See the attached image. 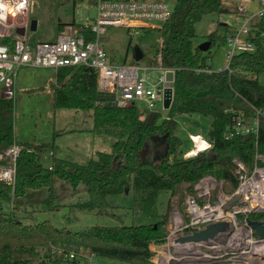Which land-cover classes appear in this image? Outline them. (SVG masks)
Segmentation results:
<instances>
[{
    "label": "trees",
    "instance_id": "1",
    "mask_svg": "<svg viewBox=\"0 0 264 264\" xmlns=\"http://www.w3.org/2000/svg\"><path fill=\"white\" fill-rule=\"evenodd\" d=\"M84 0H73L77 6ZM225 0H176L172 16L157 29L163 44L157 50L165 68L175 70L173 101L169 118L152 122L134 105L119 107L114 95L99 90L94 68L78 65L56 69L53 102L56 108L91 110L95 133L115 138L111 152L98 151L95 158L80 164L53 156L49 165L41 161L54 142L20 143L15 185L0 181V205L23 196L29 190L47 189L52 200L56 197L57 179L68 182L74 191L84 184L87 201L71 205L81 210H108L111 194L132 191L131 210L152 219L147 224L92 225L82 231L57 227L50 220L25 223L14 213H0V264H68L66 253L81 247L95 256L126 261L129 264H156L151 244L166 242L170 200L182 197L204 175L223 180V190L231 193L238 185L235 160L253 168L257 154H264V85L258 76L264 72V18L258 24L254 38L256 50L237 54L228 69L207 72L211 66V48L219 37L208 35L207 51L195 47V25L212 12H228ZM75 23V22H72ZM66 24L59 25V32ZM148 31V30H147ZM89 39L94 34L88 33ZM52 40V39H50ZM14 99L0 94V165L2 157L14 143ZM257 110L260 111L259 115ZM238 112L247 119L259 117L257 133H236ZM199 114L211 117L208 140L212 146L183 156V141L176 133V116ZM54 141V140H53ZM166 142V153L155 155L158 143ZM114 162V164H113ZM113 164V165H112ZM51 165V168L49 167ZM189 185V186H188ZM160 191L170 194L166 211L158 210ZM127 193V192H126ZM250 219L264 220L263 212L250 214Z\"/></svg>",
    "mask_w": 264,
    "mask_h": 264
},
{
    "label": "built area",
    "instance_id": "2",
    "mask_svg": "<svg viewBox=\"0 0 264 264\" xmlns=\"http://www.w3.org/2000/svg\"><path fill=\"white\" fill-rule=\"evenodd\" d=\"M89 1L94 4L96 13L93 17L87 16L86 23L76 29L73 23L66 24L55 39L32 41L28 30H31V11L35 0H0V94L13 96L16 78L22 68L58 69L84 65L96 70L99 90L113 94L119 107L134 105L139 108L143 105V110H139L146 115L169 111L170 108L165 107V92L168 87L173 88L174 79L169 82L167 72L173 71L175 77V70L162 65L160 54L147 64L116 62L100 43V37L109 27H126L137 35L143 29L157 28V22L163 23L172 16L175 5L172 6L168 0ZM225 2L231 7L228 12H221L220 22L227 29L226 69L232 72L230 63L234 56L256 50L255 31L264 18V0ZM226 14L230 15V21L224 18ZM21 28L24 33L19 32ZM86 30L94 34V39H89ZM260 37L264 39V32L260 33ZM201 70L214 71L211 66ZM258 130V116L247 119L243 112H238L234 125L236 133H257ZM195 136L207 144L200 147L198 140L192 137L194 148L199 151L211 148L209 140L199 134ZM22 149L20 143H14L5 151L2 157L7 159L8 164L0 165V181L15 185L17 158ZM196 149L187 150L184 157L195 154ZM235 164L239 182L231 193L223 190V180L211 174L204 175L184 189L183 209H174L168 218L167 245L159 247L153 243V261L156 264H170L172 259L175 263L184 264H264L261 247L253 245L263 240L245 239V235L252 233L250 214L264 211V154L256 155L251 169L239 160H235ZM237 196L238 200H234ZM217 221L229 222V230L207 241H175L178 236ZM246 227L250 230L247 231ZM66 257L68 264H93L95 254L81 247L67 252Z\"/></svg>",
    "mask_w": 264,
    "mask_h": 264
},
{
    "label": "rangeland",
    "instance_id": "3",
    "mask_svg": "<svg viewBox=\"0 0 264 264\" xmlns=\"http://www.w3.org/2000/svg\"><path fill=\"white\" fill-rule=\"evenodd\" d=\"M172 6L176 0H168ZM35 5L31 11V18L38 20L36 31L28 30V36L32 41H45L55 39L59 33L61 23H73L74 28L87 22V16L93 17L96 13L94 4L89 0H84L77 6L73 0H35ZM221 13L212 12L205 14L195 25L196 37L195 47L207 40L212 32L217 36H224L227 29L222 25ZM230 21V15L224 17ZM158 26L162 23L157 22ZM148 30V31H146ZM140 34H134L126 27H109L101 35L100 43L107 50L109 55L116 62H129L147 64L157 56V50L161 48L163 41L158 29H143ZM139 47L143 52L140 60L134 58V50ZM211 67L214 71L224 69L228 63L227 46L219 37L216 44L211 48ZM54 75L52 68H22L16 78L14 86V128L15 137L18 140L35 144L43 142H54L55 155L66 160L86 164L91 158L96 157L98 151L111 152L115 138L108 135H99L98 139L91 141L89 130L93 120L91 110H76L69 108H56L53 96L50 93L51 84L48 79ZM258 79L264 85V72L260 73ZM145 106L140 105L143 110ZM169 114L168 110H161L158 123ZM178 122L176 133L183 141V153L189 150L194 144L190 134L202 135L208 140V133L211 126V117L199 114H181L175 117ZM54 140V141H53ZM161 145L158 143L157 147ZM196 149V148H194ZM208 150V149H206ZM46 151L41 156V161L49 165L53 156ZM199 152V150H195ZM184 156V155H183ZM192 156V155H191ZM6 160L7 159L3 157ZM56 197L51 199L47 189L29 190L25 195L13 199L11 202H3L0 205V213H14L25 223H32V219L37 221L50 220L57 227H68L73 231H82L92 225H132L147 224L152 222L151 218L140 214H134L131 210L132 191L111 194L107 200L112 206L108 210H81L72 207L71 204L82 203L88 200L89 195L84 184H80L77 191L63 180L57 179L55 182ZM184 195L180 198L174 196L170 200L171 216L174 209H183ZM170 194L167 191H160L157 196L159 213L163 214L168 206ZM169 218V217H168ZM168 220V231H169ZM247 231L250 227H246ZM251 235L245 239L253 237L259 239L253 228ZM247 233V232H246ZM156 245H167L157 243ZM250 247L251 243L248 242ZM152 249V247H150ZM164 251V250H163ZM168 253V248L165 249ZM154 256H152L153 259ZM173 259L170 264L175 263ZM93 264H129L126 261L110 259L107 257L95 256ZM194 264H216V263H194Z\"/></svg>",
    "mask_w": 264,
    "mask_h": 264
},
{
    "label": "water",
    "instance_id": "4",
    "mask_svg": "<svg viewBox=\"0 0 264 264\" xmlns=\"http://www.w3.org/2000/svg\"><path fill=\"white\" fill-rule=\"evenodd\" d=\"M38 28V20L36 18H32L31 20V30L32 31H36ZM24 29L21 28L19 30L20 33H24ZM211 45V41L210 40H206L205 42H203L200 45V50L202 51H207L208 48ZM143 52L141 50V48L137 47L134 50V58L136 60H140L143 57ZM174 79V72L173 71H168L167 72V80L173 81ZM169 82L166 83V85H169ZM173 88L172 87H168L166 89L165 92V107L167 109L170 108L171 104H172V100H173ZM155 117V113H150L148 116V122H152V120ZM166 148H167V143L164 142L161 145H159L156 149H155V155L157 156L158 153L160 154H164L166 153ZM114 164V162H113ZM112 164V165H113ZM189 186V185H188ZM129 188L126 189V192H128ZM234 200H238V196L234 199ZM249 225L254 229L255 234L259 237V239L264 240V220H260V219H250L249 220ZM229 222L227 221H217V222H211L208 223L205 227L196 230L192 233H188L185 235H181L178 236L175 241L176 242H190V241H194V242H199V241H207L210 240L212 238H214L218 233H223L229 230ZM161 247V246H159Z\"/></svg>",
    "mask_w": 264,
    "mask_h": 264
},
{
    "label": "crops",
    "instance_id": "5",
    "mask_svg": "<svg viewBox=\"0 0 264 264\" xmlns=\"http://www.w3.org/2000/svg\"><path fill=\"white\" fill-rule=\"evenodd\" d=\"M53 69V68H52ZM56 72H57V70L56 69H54V75H53V77L51 76L49 79H48V82L51 84L50 86H52L51 88H50V93H51V95L53 96V94H54V91H53V84L55 83V81H56ZM92 120H93V118H91ZM93 127H94V120H93V122L91 123V126H90V130H89V138H90V140L91 141H94L95 139H98V137H99V135L100 134H97V133H95L94 132V130H93ZM14 131H15V128H14ZM190 137H191V139H192V137H195V135L194 134H190ZM15 140L17 141V142H19V143H31V142H27V141H22V140H18L16 137H15ZM200 140H203L202 138H200ZM194 144V143H193ZM206 146V144L204 145V146H200V147H205ZM56 148L58 149V147H57V145H56ZM189 150H194V145L189 149ZM54 151H55V149H54ZM54 151H52V150H50L49 151V153L53 156V155H55V152ZM56 156V155H55ZM58 157V156H57ZM63 158V157H62ZM76 204V203H75ZM71 205H73V204H71Z\"/></svg>",
    "mask_w": 264,
    "mask_h": 264
},
{
    "label": "bare ground",
    "instance_id": "6",
    "mask_svg": "<svg viewBox=\"0 0 264 264\" xmlns=\"http://www.w3.org/2000/svg\"><path fill=\"white\" fill-rule=\"evenodd\" d=\"M155 115H156V114H155ZM195 138L198 140L200 146H204L205 144H207L204 140H200L199 137H196V136H195ZM247 236H248V234L245 235V238H246ZM253 245H254L255 247H256V246H259V247L263 248V249L260 248V250H261L262 254H264V240L261 241V242H258V243H254ZM152 246H153V244H151L150 247H152ZM254 249H255L257 252L259 251V250L256 249V248H254Z\"/></svg>",
    "mask_w": 264,
    "mask_h": 264
}]
</instances>
